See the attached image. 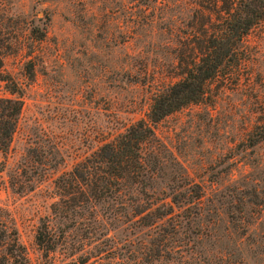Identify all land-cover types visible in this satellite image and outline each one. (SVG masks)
I'll return each mask as SVG.
<instances>
[{"label":"rangeland","instance_id":"1","mask_svg":"<svg viewBox=\"0 0 264 264\" xmlns=\"http://www.w3.org/2000/svg\"><path fill=\"white\" fill-rule=\"evenodd\" d=\"M190 10L189 0H0V72L19 84L22 101L0 153V264H121L126 249L159 232L107 223L106 207L100 224L88 212L55 213L53 181L92 152L97 132L143 117L154 88L177 80ZM32 28L45 37L32 42L30 81ZM246 45L254 82H213V102L165 117L145 150H153L149 196L202 195L200 208H174L163 228L178 231L169 257L179 264H264V139L250 142L264 116V28ZM9 96L0 81V97ZM42 221L54 243L47 256L35 241Z\"/></svg>","mask_w":264,"mask_h":264},{"label":"trees","instance_id":"2","mask_svg":"<svg viewBox=\"0 0 264 264\" xmlns=\"http://www.w3.org/2000/svg\"><path fill=\"white\" fill-rule=\"evenodd\" d=\"M189 5L188 43L173 68L177 80L154 88L143 117L117 119L108 130L97 132L92 152L53 181L58 193L53 204L55 213L68 209L79 218L81 212H88L93 222L100 224L96 212L106 207L107 223H129L131 229L158 228L159 232L147 242H140L138 250L126 249L121 264H179V260L169 257L173 249L170 240L178 234L176 229L182 220L171 224L174 233L163 228L176 215L174 208L201 207L202 195L198 191L194 197L174 195L159 202L149 196L153 168L147 156L153 150H145L154 140L155 126L186 106L211 104L217 91L211 88L215 81L238 85L244 77L254 82L246 38L253 29L264 28V0H189ZM44 37L45 32L35 28L28 34L25 66L30 81L34 78L32 42L39 43ZM12 44L15 49H23L18 41ZM0 81L10 95L0 97V153L4 154L17 128L22 101L16 96L20 94L19 84L8 73L0 72ZM263 139L264 116L253 127L251 145ZM48 225L42 221L35 234L36 244L45 256L54 249ZM91 257L96 261L98 255Z\"/></svg>","mask_w":264,"mask_h":264}]
</instances>
